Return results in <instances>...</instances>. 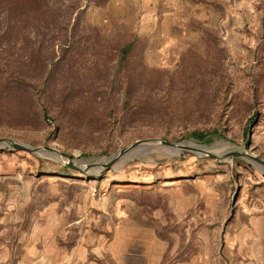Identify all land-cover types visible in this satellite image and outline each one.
Returning <instances> with one entry per match:
<instances>
[{
  "label": "rangeland",
  "instance_id": "1",
  "mask_svg": "<svg viewBox=\"0 0 264 264\" xmlns=\"http://www.w3.org/2000/svg\"><path fill=\"white\" fill-rule=\"evenodd\" d=\"M0 140L188 147L0 148V264H264V0H0Z\"/></svg>",
  "mask_w": 264,
  "mask_h": 264
},
{
  "label": "water",
  "instance_id": "2",
  "mask_svg": "<svg viewBox=\"0 0 264 264\" xmlns=\"http://www.w3.org/2000/svg\"><path fill=\"white\" fill-rule=\"evenodd\" d=\"M157 146L159 145L160 148H179L182 146L180 143H171V142H166V141H157V140H148V141H141L137 142L134 145L130 146L127 149H124L120 151L118 154L114 155L113 157H110L107 159L106 162L102 163H94V164H87V168H84L80 163L82 162H73L71 161L65 154L60 153L54 149L51 148H34L26 144L14 142V141H5V140H0V148H12V149H19L23 151H27L33 155H36L38 157L42 158H47V157H53L59 160H66L68 162V165L70 168L81 172L87 176H100L106 173L107 171H110L112 169H115L117 165L121 162V160L130 152L141 148L143 146ZM201 147H206L207 146H201ZM198 151L201 153L205 154L206 150L202 148H198ZM236 157H244V158H250L256 163L260 164L262 166V171L264 172V165L263 163L259 160L256 159L247 153H237L235 155Z\"/></svg>",
  "mask_w": 264,
  "mask_h": 264
},
{
  "label": "crops",
  "instance_id": "3",
  "mask_svg": "<svg viewBox=\"0 0 264 264\" xmlns=\"http://www.w3.org/2000/svg\"><path fill=\"white\" fill-rule=\"evenodd\" d=\"M176 29V26H167L166 29L164 28V31L168 32L169 35L176 36ZM126 246L121 244V251L123 253V255L120 257L121 264H162L163 262L165 254L163 242H157L153 246L144 248L143 251L136 253H130L127 251Z\"/></svg>",
  "mask_w": 264,
  "mask_h": 264
},
{
  "label": "bare ground",
  "instance_id": "4",
  "mask_svg": "<svg viewBox=\"0 0 264 264\" xmlns=\"http://www.w3.org/2000/svg\"><path fill=\"white\" fill-rule=\"evenodd\" d=\"M157 146H159V145H157ZM143 147H148V146H143ZM152 147H156V146H152ZM179 148H181L182 149V153L183 152H185V151H187V146L186 145H184V144H182V146L181 147H179ZM141 149H142V147H141ZM169 149H174V150H176L177 148H169ZM180 149V150H181ZM143 150H144V148H143ZM146 151V150H145ZM129 155V153L121 160V162L122 161H124L125 159H126V157ZM64 163H67V162H65V160H62ZM107 161V159H105L103 162H106ZM80 165H82L84 168H87V166L88 165H84L83 163H80Z\"/></svg>",
  "mask_w": 264,
  "mask_h": 264
},
{
  "label": "trees",
  "instance_id": "5",
  "mask_svg": "<svg viewBox=\"0 0 264 264\" xmlns=\"http://www.w3.org/2000/svg\"><path fill=\"white\" fill-rule=\"evenodd\" d=\"M194 136L198 139H204V136L200 133H195Z\"/></svg>",
  "mask_w": 264,
  "mask_h": 264
}]
</instances>
